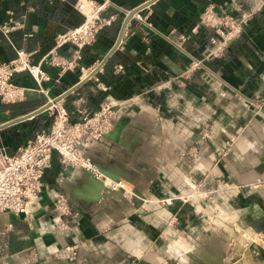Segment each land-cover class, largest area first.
I'll use <instances>...</instances> for the list:
<instances>
[{"label":"crops","instance_id":"crops-1","mask_svg":"<svg viewBox=\"0 0 264 264\" xmlns=\"http://www.w3.org/2000/svg\"><path fill=\"white\" fill-rule=\"evenodd\" d=\"M78 1L0 0V27L20 25L6 36L0 31V65L15 49L38 64L58 35L82 23ZM85 1L107 3L101 17L113 19L73 70L41 65L49 77L45 93L28 73L14 76L25 96L0 102V148L13 156L47 132L53 114L30 115L49 101L59 100L70 123L109 103L111 131L78 152L127 192L157 201L135 207L127 197L100 199L98 182L85 169L62 165L54 152L29 216L0 215V258L9 264H264V0ZM208 6L242 21L218 53L211 39L222 38L202 22ZM57 52L71 59L75 48ZM57 195L71 207L65 230L54 220ZM166 199L174 200L167 206Z\"/></svg>","mask_w":264,"mask_h":264},{"label":"built area","instance_id":"built-area-1","mask_svg":"<svg viewBox=\"0 0 264 264\" xmlns=\"http://www.w3.org/2000/svg\"><path fill=\"white\" fill-rule=\"evenodd\" d=\"M107 3L93 6L85 0H80L74 9L83 16L82 23L55 39L54 48L45 55L41 61L33 65L30 55L21 49H15L14 58L0 65V102L14 104L24 99L25 89L14 84L16 74L26 72L34 80L38 90L42 93V83L49 80L47 74L41 69L45 64L60 70L61 73L73 70L81 60V51L91 46L97 33L109 25L113 17L102 18L101 13ZM202 22L214 28L215 34L222 38L218 42L211 39L214 45L213 53L221 51L222 47L241 31L242 21L236 20L231 15L219 16L213 6H208L203 13ZM19 23L2 25L0 31L8 35L12 30L19 29ZM75 48L71 59L58 54L57 50L65 45ZM52 103V101H49ZM48 110L53 114L52 123L45 133H39L28 141L25 146L18 149L13 156H8L0 148V215L6 212L29 216L34 200L40 193L39 182L44 174L51 168L52 153H57L62 165H69L91 171L92 177L100 181V173L91 160L84 158L78 148L84 144L99 141L112 129V107L109 103L103 104L100 111L92 115H84L81 121L70 123L68 115L61 103L51 104ZM204 136V135H203ZM90 168V169H89ZM103 174V173H102ZM104 175V174H103ZM185 202L184 197H179ZM174 199L163 200V204L170 206ZM55 222L60 230L67 229L63 219L71 215V207L63 195H57L53 202ZM0 264H7L0 258Z\"/></svg>","mask_w":264,"mask_h":264},{"label":"bare ground","instance_id":"bare-ground-1","mask_svg":"<svg viewBox=\"0 0 264 264\" xmlns=\"http://www.w3.org/2000/svg\"><path fill=\"white\" fill-rule=\"evenodd\" d=\"M90 169V168H89ZM88 174L90 175V177L95 176L94 174H91V171L88 170ZM100 181L98 182V192H99V198L104 199V198H111L113 200L115 199H124V198H128V200H130V203L133 204L135 207L137 206H143L144 207H149L150 205L154 204L153 201L150 200H146L142 197H140L139 195H137L134 190H132L130 193L127 192L125 190L124 187H121V185L119 184L121 182V180L117 179V180H113L110 177L103 175L102 173H100ZM156 203V202H155ZM137 205V206H136ZM239 240L236 243V248H237V244H238ZM229 261L226 262V264H228Z\"/></svg>","mask_w":264,"mask_h":264},{"label":"water","instance_id":"water-1","mask_svg":"<svg viewBox=\"0 0 264 264\" xmlns=\"http://www.w3.org/2000/svg\"><path fill=\"white\" fill-rule=\"evenodd\" d=\"M129 16H130V15H129ZM73 90H74V89H73ZM56 102H59V100H56V101L54 100V101H52V103H47L44 107H42L41 109L35 111V112H34L32 115H30V116H35V115L40 114L41 112L47 110V109L51 106V104H54V103H56ZM111 179H113V178H111ZM113 180H114V179H113ZM115 180H117V179H115ZM5 261H6L7 264L10 263V260H5Z\"/></svg>","mask_w":264,"mask_h":264},{"label":"rangeland","instance_id":"rangeland-1","mask_svg":"<svg viewBox=\"0 0 264 264\" xmlns=\"http://www.w3.org/2000/svg\"><path fill=\"white\" fill-rule=\"evenodd\" d=\"M133 190V189H132ZM185 200H188L187 198L185 199ZM130 201V200H129ZM152 201L155 203L157 200H154V199H152ZM189 201V200H188ZM137 206V205H136ZM137 207H144V205L143 206H137ZM199 208L202 210V208L199 206ZM242 236V235H241ZM241 238V237H240ZM239 239V238H238ZM260 239H262V238H260ZM232 240H234V238L232 239ZM256 242L255 243H259L260 241L258 240V239H256L255 240ZM233 244V243H232ZM231 244V245H232ZM261 245H263L264 246V243L262 244L261 243ZM231 249H232V246H230V251H229V254L231 255L232 254V251H231ZM193 260V259H192ZM202 264V263H201Z\"/></svg>","mask_w":264,"mask_h":264}]
</instances>
